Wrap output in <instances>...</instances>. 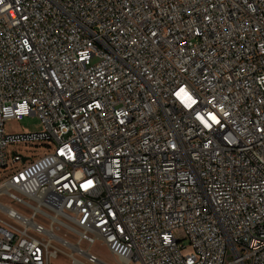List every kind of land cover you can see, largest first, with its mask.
I'll list each match as a JSON object with an SVG mask.
<instances>
[{
    "label": "built area",
    "instance_id": "1",
    "mask_svg": "<svg viewBox=\"0 0 264 264\" xmlns=\"http://www.w3.org/2000/svg\"><path fill=\"white\" fill-rule=\"evenodd\" d=\"M0 171V264H264V0H0Z\"/></svg>",
    "mask_w": 264,
    "mask_h": 264
},
{
    "label": "rangeland",
    "instance_id": "2",
    "mask_svg": "<svg viewBox=\"0 0 264 264\" xmlns=\"http://www.w3.org/2000/svg\"><path fill=\"white\" fill-rule=\"evenodd\" d=\"M5 132L7 134H28V133H36L40 132L42 129L40 120L36 116H27L21 120H12L5 123ZM10 150H18L20 152L25 153L24 151H30L31 148L24 145L12 146ZM2 178V171H0V180ZM1 202L5 204H9L13 209L19 211L20 208L15 204H10L5 198L0 199ZM2 214H0V217ZM175 237L180 241V244L185 248L182 250L183 254L190 253V248L188 246V241L185 238V233L182 229H176L174 232ZM62 235V233H61ZM68 239L75 243L77 241V237L74 235H68ZM54 248H58L59 252L57 257H53L50 261L51 264H67L69 263L68 258L65 256L69 252L64 248L58 246L55 243L51 244ZM83 249H87L85 244H81ZM91 253L95 254L97 258L100 260L109 263V264H120L108 251L106 246L102 245L100 242H96L91 248Z\"/></svg>",
    "mask_w": 264,
    "mask_h": 264
}]
</instances>
